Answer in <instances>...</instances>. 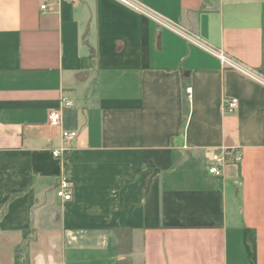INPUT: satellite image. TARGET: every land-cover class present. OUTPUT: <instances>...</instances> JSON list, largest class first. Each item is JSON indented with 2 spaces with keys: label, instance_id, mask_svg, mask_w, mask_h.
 <instances>
[{
  "label": "crops",
  "instance_id": "crops-1",
  "mask_svg": "<svg viewBox=\"0 0 264 264\" xmlns=\"http://www.w3.org/2000/svg\"><path fill=\"white\" fill-rule=\"evenodd\" d=\"M130 1L0 0V264H264V0Z\"/></svg>",
  "mask_w": 264,
  "mask_h": 264
},
{
  "label": "built area",
  "instance_id": "built-area-1",
  "mask_svg": "<svg viewBox=\"0 0 264 264\" xmlns=\"http://www.w3.org/2000/svg\"><path fill=\"white\" fill-rule=\"evenodd\" d=\"M64 1L77 2L78 0H64ZM117 1H120L123 4L131 6L139 11H142L140 7L133 4L130 0H117ZM206 1H214V0H206ZM47 7L48 5L44 4L41 6V10H46ZM220 58L223 61H225L224 55H220ZM187 92H190V89H187ZM63 103L67 106H70V103H68L66 99L63 100ZM238 105H239L238 99L227 98L224 101V110L226 113H233L237 110ZM48 121H49V125L52 128H61L62 121H63L62 109L60 108V109L51 111L48 116ZM77 136H78L77 131L62 130V138L66 144H71L72 141H74L77 138ZM70 150H71L70 147L64 148L63 150H54L53 155L58 158L60 157L62 152L70 151ZM242 159H243V155L241 152H236L230 158H216L213 166L209 169V173L212 175L220 176L222 174V169L225 165H227L228 163H240ZM57 195L61 200L65 202H69L73 200V188L66 180L61 181L58 187V190H57Z\"/></svg>",
  "mask_w": 264,
  "mask_h": 264
},
{
  "label": "trees",
  "instance_id": "trees-1",
  "mask_svg": "<svg viewBox=\"0 0 264 264\" xmlns=\"http://www.w3.org/2000/svg\"><path fill=\"white\" fill-rule=\"evenodd\" d=\"M186 95L188 96L187 88H186ZM186 109H185V122L189 115V107H188V99L186 101ZM130 229L122 228L119 229L117 232V240H118V251L120 255L119 264H132L130 254L132 253V234ZM32 234V231L26 230L24 232V241L23 246L31 240L30 235ZM20 248L18 249V251Z\"/></svg>",
  "mask_w": 264,
  "mask_h": 264
}]
</instances>
